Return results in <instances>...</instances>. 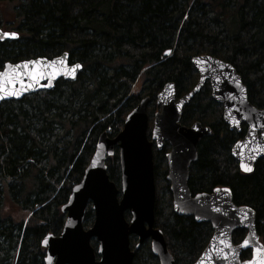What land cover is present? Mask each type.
I'll return each mask as SVG.
<instances>
[{"label":"trees","instance_id":"1","mask_svg":"<svg viewBox=\"0 0 264 264\" xmlns=\"http://www.w3.org/2000/svg\"><path fill=\"white\" fill-rule=\"evenodd\" d=\"M11 22L19 36L0 44V63L66 52L81 70L73 82L58 80L51 90L0 104V264H44L42 240L60 233L61 208L80 183L98 136L115 137L141 99L131 93L136 80L150 104L168 83L181 97L197 81L191 59L206 54L232 65L250 105L264 110V0H0V28ZM201 90L180 119L182 126L199 121L211 129L197 143L188 189L198 195L227 188L234 205L253 210L264 249V158L249 173L239 170L230 151L245 128L229 131L208 85ZM152 151L154 184L164 183L166 196L164 201L155 193L154 226L174 264H192L213 230L173 211L168 146ZM105 164L120 188L116 150ZM93 219L88 204L84 229ZM245 234L236 231L231 241L239 243ZM91 246L96 250L95 242ZM250 255L245 251L241 260ZM133 257V264H158L148 243Z\"/></svg>","mask_w":264,"mask_h":264},{"label":"water","instance_id":"2","mask_svg":"<svg viewBox=\"0 0 264 264\" xmlns=\"http://www.w3.org/2000/svg\"><path fill=\"white\" fill-rule=\"evenodd\" d=\"M16 38L17 33L14 38L6 37L0 39V42ZM164 57L168 58L169 52ZM61 58L65 63L55 65L60 72L53 76L51 62ZM36 60L49 66L44 77L30 81L24 76L23 86L20 83L9 85L10 90H20V95H0V104L19 101L42 90H51L57 80L73 82L81 70L80 67L75 69L74 75L68 74L73 71L72 65L81 64L76 62L70 65L66 52L50 60L41 57L29 61ZM191 66L197 74V82L188 93L177 98L174 84L168 83L156 96L155 104L160 111L153 114L150 140L147 138L149 97L142 98L126 114L122 130L115 137L109 138L105 132L98 136L80 183L71 188L67 203L61 208L65 219L60 233L57 236L48 234L42 240L44 264H133L134 250L129 243L131 236L136 239L135 250L148 242L158 264H174L162 232L154 226L156 197L152 146L160 151L163 143L169 147L165 156L166 180L173 211L179 216H190L197 223H208L213 230L209 243L192 264H245L253 258V247L263 249L256 234L253 210L248 206L234 205L230 192L224 191L227 188H216L210 194L191 195L187 184L188 169L197 162V143L210 134V129L198 121L189 127L182 126L180 119L184 106L190 104L207 83L211 90V100L221 105L222 120L229 130L239 131L241 126H246L245 136L232 145L230 153L241 170V160L253 168L258 160L264 158V153H256L258 146L264 147V135H261L264 132V110L250 105L247 89L232 65L205 54L194 56ZM20 71L23 72V69ZM29 83L32 85L30 88L27 87ZM241 87L243 92L240 91ZM115 149L118 152L120 188L110 181L106 172V159L115 155ZM254 153L255 159H250ZM88 204L94 219L92 226L84 229L82 223ZM245 213L247 219L242 222ZM125 214H128V220ZM236 231H244L246 236L234 245L231 236ZM92 240L96 250L91 246ZM245 240L250 243L242 247ZM248 249L251 250L249 259L241 261L242 253ZM233 252L237 255H233Z\"/></svg>","mask_w":264,"mask_h":264},{"label":"snow or ice","instance_id":"3","mask_svg":"<svg viewBox=\"0 0 264 264\" xmlns=\"http://www.w3.org/2000/svg\"><path fill=\"white\" fill-rule=\"evenodd\" d=\"M16 36V33H3L0 35V39L6 38V37H12L14 38ZM64 64L65 61L63 58L59 59L58 61L51 62V65L53 66L52 75L55 76L59 74L60 69L56 68L55 65ZM201 63H203L201 61ZM30 65L32 67L30 68ZM48 65H42L39 60L36 61H25L21 62V64L17 65H11L6 64L3 66V70L0 71V95L2 96H18L20 95V90L17 89H9V85L20 83L23 86V77L27 76L30 81H36L37 79H41L44 77V72L48 68ZM81 65L75 64L72 65L73 71L71 73H68L70 75H74L75 69H79ZM23 69V72L20 70ZM237 86L239 87V82L237 81ZM32 85L29 83L27 84V87L30 88ZM240 91L243 92V88H240ZM239 124V121H237V125ZM261 135H264V132L261 133ZM256 153H264V147H259L256 149ZM256 153L253 154V156L250 157V159H255ZM240 168L244 172H251L252 167L250 164L245 163L243 160L240 162ZM225 192H228V189H224ZM247 219V213L244 214L242 217L243 220ZM250 241L245 240L242 244V247L249 245ZM233 255H237L236 252H233ZM252 260L246 261L245 264H264V249H260L258 247H253L252 249Z\"/></svg>","mask_w":264,"mask_h":264},{"label":"rangeland","instance_id":"4","mask_svg":"<svg viewBox=\"0 0 264 264\" xmlns=\"http://www.w3.org/2000/svg\"><path fill=\"white\" fill-rule=\"evenodd\" d=\"M13 20V19H12ZM141 88H142V82L140 81V80H136V84L133 86V89H132V91H131V93L133 94V95H139L141 98H143V97H145L144 95H145V93L144 92H142V90H141ZM160 111V109H159V107L156 105V104H150L149 103V105H148V109H147V116H148V134H150V131H151V129H152V121H153V114L154 113H158ZM164 183H162L160 180H158V181H156L155 182V184H154V186H156V188H155V193H156V195L158 196V197H160V199H162V200H166V196H165V194L163 195V191L161 190L162 189V187H164V185H163ZM164 203V202H163ZM65 216V215H64ZM65 218V217H64ZM128 220V219H127ZM135 240V242L134 243H136V239H134ZM92 242H94V241H92ZM144 244V243H143ZM131 247L133 248V249H135L134 247V245H131ZM142 247V246H141ZM140 247V248H141ZM139 248V249H140ZM138 249V250H139Z\"/></svg>","mask_w":264,"mask_h":264},{"label":"flooded vegetation","instance_id":"5","mask_svg":"<svg viewBox=\"0 0 264 264\" xmlns=\"http://www.w3.org/2000/svg\"><path fill=\"white\" fill-rule=\"evenodd\" d=\"M0 30L3 32V33H5V32H13V33H17V38H18V36H19V32H18V29L17 28H14V26H13V23L11 22V23H8V26L6 27V28H4V29H2V28H0ZM17 38L16 39H5V41H3V42H0V44H4L5 42H7V43H10V42H13V41H17ZM53 57H55V56H53ZM53 57H49V58H46V57H43V58H46L47 60H50V59H52ZM30 59H37V58H29V59H22V60H18V61H6V62H3V63H0V70H2L3 69V66L4 65H6V63H9V64H13V65H16V64H18V62H24V61H29ZM69 61V60H68ZM73 62H70V65L72 64ZM207 84V83H206ZM208 85V84H207ZM208 88H209V86H208ZM210 90V89H209ZM202 91V90H201ZM210 93H211V90H210ZM197 96V95H196ZM210 99H211V97H210ZM193 100V99H192ZM191 100V101H192ZM190 101V102H191ZM212 101V100H211ZM217 104V103H216ZM218 105H220V104H218ZM185 107V106H184ZM220 107H221V105H220ZM223 121V120H222ZM199 122V121H198ZM224 123V122H223ZM202 125V124H201ZM226 125V124H225ZM204 127H209V126H205V125H203ZM227 126V125H226ZM244 126V130L246 131V126L245 125H243ZM243 126H241L240 127V130H241V128L243 127ZM228 127V126H227ZM209 129H210V127H209ZM228 129H229V127H228ZM240 130L239 131H236V130H231V131H235V132H240ZM230 131V130H229ZM245 131H244V134H245ZM210 133H211V129H210ZM243 134V135H244ZM245 136V135H244ZM243 136V137H244ZM207 137V136H206ZM243 139V138H242ZM242 139H240V140H238V141H241ZM237 141V142H238ZM236 143V142H235ZM234 143V144H235ZM232 149V148H231ZM230 153H231V151H230ZM230 157H231V155H230ZM232 159V158H231ZM235 160V159H234ZM236 161V160H235ZM236 163H237V161H236ZM237 165H238V163H237ZM238 168H239V165H238ZM240 170V169H239ZM241 172H242V170H241ZM242 173H244V172H242ZM223 188H225V187H223Z\"/></svg>","mask_w":264,"mask_h":264}]
</instances>
